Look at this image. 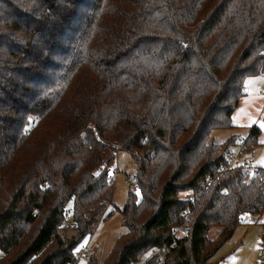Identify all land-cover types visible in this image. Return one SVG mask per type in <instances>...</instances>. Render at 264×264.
<instances>
[{
    "label": "trees",
    "instance_id": "1",
    "mask_svg": "<svg viewBox=\"0 0 264 264\" xmlns=\"http://www.w3.org/2000/svg\"><path fill=\"white\" fill-rule=\"evenodd\" d=\"M263 72L264 0H0V264H78L124 151L126 233L87 264H211L264 212V170L226 161L262 130L212 139Z\"/></svg>",
    "mask_w": 264,
    "mask_h": 264
},
{
    "label": "rangeland",
    "instance_id": "2",
    "mask_svg": "<svg viewBox=\"0 0 264 264\" xmlns=\"http://www.w3.org/2000/svg\"><path fill=\"white\" fill-rule=\"evenodd\" d=\"M259 127L262 130L260 138L258 140V146L253 147L252 150L245 151L244 156L248 158L253 167L264 166V120L260 121ZM228 129V130H216L213 132L212 139L215 142H227L233 135L238 136V141L246 139L250 131L247 127ZM240 147V146H239ZM238 150V146L234 147V151ZM243 156V157H244ZM108 155H105L104 160L108 159ZM111 171L114 175V196L113 200L108 206L106 216L111 215L106 220H102L96 226L94 232L87 236L82 244L76 249L75 253L80 257L78 264H87L89 256L98 258L100 263L106 260L111 254L112 248L115 245L119 237L126 233V229L123 223L122 212L124 210L127 198L130 196L131 187L129 184L128 176H134L137 173V165L133 162L132 156L127 152H120L116 155L115 160L111 163ZM140 194V192H139ZM67 214L65 224L73 223V201L67 205ZM242 224L236 229L234 237L229 243L220 249L217 255L212 259L211 264L216 263L225 254L224 261H228L227 264H242L243 259L247 257H255V250L259 253L264 250V239L261 237V232L264 228V212L259 219L255 216L245 215L242 217ZM263 221V222H262ZM261 222V223H259ZM217 230H212L209 234L212 238H215ZM73 231L68 232V236L72 237ZM82 245H89L92 249L89 255L81 254ZM3 254L0 250V259ZM237 256L239 259L237 260ZM144 258L142 259V261ZM141 261V263H142ZM140 263V264H141Z\"/></svg>",
    "mask_w": 264,
    "mask_h": 264
},
{
    "label": "crops",
    "instance_id": "3",
    "mask_svg": "<svg viewBox=\"0 0 264 264\" xmlns=\"http://www.w3.org/2000/svg\"><path fill=\"white\" fill-rule=\"evenodd\" d=\"M248 81H252V83L247 84L246 95L242 98L238 110L233 114V123L236 128L243 127L244 125V127H247V130L256 125H260V121L264 120V72L260 73L255 78L247 79L245 85ZM261 216L262 215H260V217ZM262 239H264V237H262ZM261 257L260 250L258 253L256 249L255 257L252 258L247 255V257L243 259L242 264H264V258L261 260ZM224 259L225 254L214 264H227L228 261H224ZM236 259L238 260L239 256H237Z\"/></svg>",
    "mask_w": 264,
    "mask_h": 264
},
{
    "label": "built area",
    "instance_id": "4",
    "mask_svg": "<svg viewBox=\"0 0 264 264\" xmlns=\"http://www.w3.org/2000/svg\"><path fill=\"white\" fill-rule=\"evenodd\" d=\"M249 148L247 145H245L243 142H241L240 144V148H238L237 151H234L232 154H230L227 158H226V161L228 162V164L230 165V167H234V166H238V165H252L248 158L244 156V153L245 151H248ZM244 156V157H243ZM259 167H261L262 169H260ZM259 167H253V169L251 170V174L252 175H257L259 174V171L260 170H264V166H259ZM114 175H116L115 173L113 174V177ZM129 178V184H130V187H131V191L132 192H138L139 191V183H138V178L136 177V175L134 176H128ZM191 195L192 194H187L186 196L191 198ZM188 219V217H187ZM189 227L186 226V227H179V228H176L174 233L171 235V241L170 242H174L173 246L175 245V243L177 242V238H181V237H184L188 231ZM261 234L264 236V228H263V231L261 232ZM92 249L89 245H82L81 247V254H86V255H89L91 253ZM160 251L157 250V251H152V253H150V255H148V257L145 259V262L146 263L147 261H149L152 257L154 256H157V255H160ZM162 256V255H160ZM261 260L264 258V250L261 251ZM163 259V257H162ZM158 264H163L162 260L158 263Z\"/></svg>",
    "mask_w": 264,
    "mask_h": 264
},
{
    "label": "snow or ice",
    "instance_id": "5",
    "mask_svg": "<svg viewBox=\"0 0 264 264\" xmlns=\"http://www.w3.org/2000/svg\"><path fill=\"white\" fill-rule=\"evenodd\" d=\"M251 83H252V81H248V82L246 83V87H247V84H251ZM29 123H31V121H29ZM261 127H264V124H262ZM242 219H243V218H242Z\"/></svg>",
    "mask_w": 264,
    "mask_h": 264
}]
</instances>
